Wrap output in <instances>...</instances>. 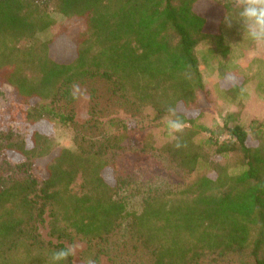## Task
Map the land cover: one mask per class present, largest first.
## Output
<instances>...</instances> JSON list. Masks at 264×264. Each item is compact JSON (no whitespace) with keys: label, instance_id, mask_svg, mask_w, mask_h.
<instances>
[{"label":"trees","instance_id":"1","mask_svg":"<svg viewBox=\"0 0 264 264\" xmlns=\"http://www.w3.org/2000/svg\"><path fill=\"white\" fill-rule=\"evenodd\" d=\"M198 1L0 0V82L23 103L40 102L23 112L27 133L0 129V264H50L53 250L77 240L95 264L112 253L114 264H123L119 252L129 245L149 264H264V120L245 127L240 111H232L204 124L200 104L209 92L201 49L204 61L226 71L237 43L222 31V18L208 30ZM212 3L242 25L236 0ZM50 6L64 19H80L84 30L63 34L61 45L55 36L41 37L54 25ZM95 78L135 109L149 110L154 126L165 122L167 135L164 117L173 107L185 122L179 146L177 139L161 144L152 131L131 138L128 124L108 117L93 88L91 118L78 122L74 88ZM242 88L223 94L235 99ZM56 122L73 127L74 148L55 146L43 131ZM132 150L156 153L192 178L133 207L121 193L119 170ZM229 156L236 173L221 162ZM61 264H75L74 256Z\"/></svg>","mask_w":264,"mask_h":264},{"label":"rangeland","instance_id":"2","mask_svg":"<svg viewBox=\"0 0 264 264\" xmlns=\"http://www.w3.org/2000/svg\"><path fill=\"white\" fill-rule=\"evenodd\" d=\"M236 4L241 6L242 0H236ZM212 0H199L196 9L204 13L210 20L208 30L215 28L222 18V31L237 45L232 49L230 57L226 63V71L215 70L212 61H204L201 49V72L205 86L209 92V101H203L200 109L204 112V124L212 126L214 122L220 121L221 115H226L232 111H240V121L245 127L250 125L253 119L264 120V43L257 44L245 33L243 25L231 18V22L226 21V16L219 8L213 7ZM214 8V9H213ZM49 13L54 20V25L44 32L41 37L50 38L55 36L57 45H61L62 35L76 36L84 30V24L80 19H64L56 14L51 6ZM213 60V59H212ZM223 72V73H222ZM242 84L241 95L235 99H229L223 94L224 89L233 85ZM96 89L98 101L106 109L108 117L121 118L128 124L129 134L136 141L142 140L145 133L152 131L155 139L161 144L169 143L173 138L166 134L163 122L159 126L152 123V115L149 110L135 109L128 100L119 99L110 92V85L103 79H87L79 82L74 91L77 95L76 119L78 122H86L91 118V89ZM233 98V97H232ZM40 104L37 100H30L23 103L16 91L7 83L0 82V129L9 127L17 128L27 133L26 123L23 121V112ZM106 121V116L104 122ZM43 131L54 137V144L59 148H74L75 130L71 125L56 122L46 123ZM3 158L0 157V164ZM221 162L228 166L230 172L236 173L239 167L236 165V158L229 156L221 159ZM44 163H36V173L44 174ZM120 175L124 181V191L132 206H138L142 197L154 193L164 192L177 184L192 178V175L181 172L172 166L167 160L156 153H140L138 151H128L120 160ZM80 179L74 184L77 189ZM41 231L47 238L46 227ZM76 251L74 256L75 264H86L87 259L83 255L86 243L77 240L74 244ZM130 252V253H129ZM118 262L123 264H149L148 255L141 251L132 252L131 246L122 249ZM129 253V254H128ZM102 255L100 264H114L110 257Z\"/></svg>","mask_w":264,"mask_h":264},{"label":"clouds","instance_id":"3","mask_svg":"<svg viewBox=\"0 0 264 264\" xmlns=\"http://www.w3.org/2000/svg\"><path fill=\"white\" fill-rule=\"evenodd\" d=\"M238 15L246 35L257 44L264 43V0H242ZM225 19L227 22L232 20L228 15ZM164 120L170 137L177 139V146H179L176 134L184 129L185 122L175 114L173 107L168 108V115L164 117ZM75 251V245L53 250L50 254V264H61L68 256L75 254ZM86 264H95V261L89 258Z\"/></svg>","mask_w":264,"mask_h":264}]
</instances>
